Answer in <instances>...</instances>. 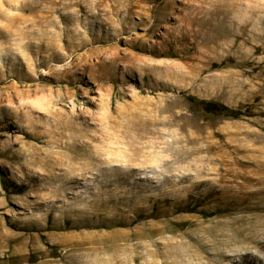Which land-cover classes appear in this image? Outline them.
<instances>
[{
    "label": "rangeland",
    "instance_id": "obj_1",
    "mask_svg": "<svg viewBox=\"0 0 264 264\" xmlns=\"http://www.w3.org/2000/svg\"><path fill=\"white\" fill-rule=\"evenodd\" d=\"M0 264H264V0H0Z\"/></svg>",
    "mask_w": 264,
    "mask_h": 264
},
{
    "label": "trees",
    "instance_id": "obj_2",
    "mask_svg": "<svg viewBox=\"0 0 264 264\" xmlns=\"http://www.w3.org/2000/svg\"><path fill=\"white\" fill-rule=\"evenodd\" d=\"M189 99L197 109L207 115L223 116L231 119H236L241 117L244 113L240 108H231L217 101L198 99L194 96H190ZM17 190L21 191V188H17ZM191 209V211H196V208L194 207ZM197 212H199L203 216L212 215L211 213H206L203 211Z\"/></svg>",
    "mask_w": 264,
    "mask_h": 264
}]
</instances>
